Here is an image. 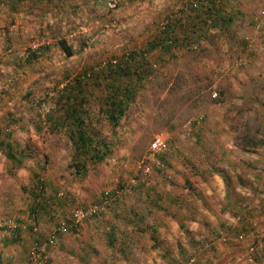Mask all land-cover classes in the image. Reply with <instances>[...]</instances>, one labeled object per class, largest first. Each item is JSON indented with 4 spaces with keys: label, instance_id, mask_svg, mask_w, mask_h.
<instances>
[{
    "label": "rangeland",
    "instance_id": "obj_1",
    "mask_svg": "<svg viewBox=\"0 0 264 264\" xmlns=\"http://www.w3.org/2000/svg\"><path fill=\"white\" fill-rule=\"evenodd\" d=\"M108 1L94 2L102 5ZM127 1L119 0V4ZM7 2L17 4L16 0H0V141L10 143L15 155H26L13 162L0 148V264L21 261L18 257L23 256L30 238H26V230H22V236L15 231L19 224H37L39 234L28 231L27 235L42 238L54 226V218L59 222L69 217L71 207H86L105 190L126 184L136 175V165L148 152L155 135L167 141V149L152 159L150 177L118 198L119 202L105 214L84 222L83 228L70 238H80L82 246H86L87 237L91 238L88 244L95 238L94 246L100 249L107 240L106 231L115 227L117 240L111 249L115 264L120 257L125 262L136 257L133 243H122L125 236L142 238L139 246L145 264H155L152 253L165 252L175 256L173 264H189L190 259L194 264H207L199 251L218 248L217 244L222 254L228 249L240 254L225 264H264V0H170L165 7L161 0H141L135 14L150 19L143 27L149 30L138 38L140 41L113 53L122 68V85L134 89L116 125L110 124L105 114L100 119L103 105L98 98L105 97L106 91L100 92L86 79L76 81L88 83L85 92L95 97L87 106L95 116L89 114L85 129H93L97 139L110 147L107 159L97 165L86 162L85 171L77 175L69 166L82 158L79 160L73 151L66 133L43 125L44 111L55 108L52 100L47 106L38 100L43 93L56 96L64 91L61 83L29 85L25 58L28 53L41 55L38 52L48 49L47 59L39 58L38 65L53 66L62 50L59 40L64 39L77 51L85 38L82 34L69 35L76 32L77 23L61 28L58 24L46 25L40 28L42 32L37 33L38 29L32 34V27H26L25 15L33 7L32 2L20 0L9 16L3 12L10 5ZM41 3H46L48 10L50 6L85 7L93 0ZM202 8L204 11H198ZM190 14L199 17L194 20L199 25L203 19L207 22L205 37L199 43L191 41L189 34L187 40L183 36L185 20H180ZM222 16L231 17V23L223 26ZM112 19L105 18L108 26L106 22L97 23L101 34L118 24ZM174 20L182 29H176L178 41L172 51L154 49L145 58L149 67L139 56L131 59L124 55L129 48L140 49L158 33L157 27L163 28ZM132 23L135 26L131 29L137 30L135 21ZM144 68H148L149 75L138 81L135 71ZM59 192L65 197L58 202ZM165 193L183 199L180 209L147 213L153 201L164 203L163 198L168 196ZM37 206L47 207V211L34 214L32 209ZM158 222L162 223L161 229L149 227ZM214 238L219 243H213ZM203 239L210 243L196 248L192 245ZM188 242L189 249L177 258L178 248L186 247ZM73 244L74 249L79 246L77 242ZM122 251L124 255L120 256ZM92 254L89 251L88 257ZM80 256L79 250L72 251L67 264ZM256 257L260 260L256 261ZM80 261L86 264V260ZM159 262L168 263L164 259Z\"/></svg>",
    "mask_w": 264,
    "mask_h": 264
},
{
    "label": "crops",
    "instance_id": "obj_2",
    "mask_svg": "<svg viewBox=\"0 0 264 264\" xmlns=\"http://www.w3.org/2000/svg\"><path fill=\"white\" fill-rule=\"evenodd\" d=\"M29 1L32 2L33 7L30 8L29 10H26V13H25L26 27H32V32H31L32 34L34 31L38 29L39 30L37 31V33L42 32V29L40 28L46 25L52 26L54 24H58L61 28L64 26L68 27V25L72 26L73 23H77L78 27H75L76 32L70 33L69 35L72 36L73 34V36H76V35L79 36L82 34V36L85 38V43L83 42L81 48L77 51H76V48L70 46L66 42L67 45L73 50L74 52L73 56L66 57L63 50H59L58 61L54 63L53 66H51L50 64H44V63H41L40 65H38V62L41 61L39 60V58H44L45 60L47 59L48 49L43 50L42 52L41 51L38 52L41 55L37 54L36 57L32 59L30 58V60L26 59V82H28L29 85H39L40 83H45V84H50V83L54 84L58 82L62 83L66 77L71 76L75 72H79L85 75L89 74L88 78H90L89 81L91 82L95 81L101 73H109L110 70L121 73L122 68H118V70L114 69L118 66L119 60L116 56L117 54H113V53L116 51L117 48H122L127 45L135 44L139 40L138 38H140V36L143 37V34L146 33L147 30H149L148 28L147 29L145 28L146 30L145 29L143 30V27L145 26L146 21L150 19H142V15H137L135 13L133 14L132 12L127 11L126 6L123 7L122 9H119L113 12L115 14V17L112 20H116L118 24L116 25L115 23V26H113V29H111L112 31L109 30L108 29L109 27H108L106 30L102 31V34H101V32L98 31L100 30V28H98L97 23L101 24L102 22H106L108 26L107 21H104L105 18H109V16L107 15L109 14V12H108V7H107L106 2H103L102 5H100L97 2H94L95 0H93V3H87V6L85 7L80 6V5L71 6L70 8L50 6L48 7V10H46L47 5L46 3L42 4L41 0L40 1L39 0H29ZM169 1L170 0H161L163 7H165L166 3H168ZM140 3H141V0H140ZM133 15H135V17H133ZM145 17H150V16H145ZM153 18L158 19L156 16ZM133 21H135V23L137 24L138 34L130 35V37L127 38L125 36L126 32H131L132 31L131 28L135 26V24L132 23ZM128 23H131V24L127 26L126 24ZM139 29H141V31ZM106 56L110 58L106 59L105 58ZM101 63H106V65L102 69H98ZM108 68H111V69H108ZM140 78L145 79V76H142ZM108 95L109 93H106V96ZM87 97L95 98L94 96L90 94H87ZM105 97H100L98 99L102 101ZM118 98H120L119 95H118ZM42 117L44 118V115H42ZM101 117H103V115L102 116L100 115V119ZM95 118L97 120L98 117H95ZM91 120L95 121V119H92V117H91ZM43 125L46 127V129L47 128L50 129L48 127V123L46 122V118H44L43 120ZM164 195H168V193H165ZM172 196L168 195L163 198V202L165 204L164 206L167 207L168 205H171L175 207L176 202L177 204L181 206L183 199H179L175 197L173 194ZM161 224H162L161 222L160 223L158 222L155 225H152L149 227H151L152 229L153 228L161 229L162 227ZM171 224L174 226V222H171ZM28 225L29 224H26V238H30V240L28 241V243H26V250L24 251L23 256L21 258L18 257V259H21V261L20 263L18 262L17 264H24L25 258H27L28 251L36 238L33 236L32 233H31L33 236L32 238L30 237V235H27L28 233L31 232L32 224H30L29 227ZM175 225H176L175 228L178 229L179 228L178 225L176 223ZM221 226L223 229L226 228L223 224ZM51 227L52 225H50L48 229ZM82 228L83 226H81L80 230ZM85 229H88V228H85ZM115 230H116L115 227L111 226L106 231L107 240H104V243L100 249L94 246L95 238L94 239L92 238V241L88 244L87 241H90L91 238L87 237V239L85 240L86 246L80 245L81 243L80 238H79L80 242L77 239H71L70 238L71 235H76L78 231L70 232L69 233L70 235L67 234L64 236H60V238L56 241V244L54 246H50L48 249L49 261L47 264H67L68 254L69 253L72 254V251H75V250H79L81 256L80 258L73 259L70 262L71 264H82L80 260H86V264H115L113 261L115 260V258L112 257V253H111V249L114 250L112 247L115 245L114 244L112 246L113 244L112 237H114L115 240H117L116 234L115 235L113 234ZM22 232L23 231L20 232L21 236H22ZM73 233H76V234H73ZM42 238L43 240H45V236H43ZM83 238H86V237H83ZM72 241L75 244L77 242V245H79V246H76V249L72 247V245L74 246ZM141 242H142V238L138 237V238L133 239L128 236L127 237L125 236V238L122 240V243L126 244L127 246H131L133 243L134 245L133 252L136 253V257L133 260H130L129 258H127L126 259L128 260L127 262H125L124 258L120 257V259L118 260L119 263L118 262L117 263L121 264L120 262H123L122 264H145V262H143L144 258L142 257V254H141L142 253L141 248L139 246ZM200 242L201 243L199 242L194 243L195 248L198 247L199 244L205 245V244L210 243V241H207V239H203ZM212 242L219 243L216 241L215 238L212 240ZM158 243H155V248L158 247ZM190 245L188 242L186 247L178 248L180 252L176 254V257L182 258L186 250L189 249ZM217 246L218 248L211 247L209 251H199L200 254L202 255L200 258L206 260V262L208 261L207 264H225V262L231 260L235 254L240 255L236 252L235 249H228L227 251H225V253L222 254V251H219L220 249H219L218 244ZM83 247H85L86 250H83ZM91 250L93 254L90 257H88V252ZM128 250L131 251L130 249ZM124 251L120 253V256L124 255ZM211 254L215 255L214 259L211 258L212 257ZM139 255H140V258H139ZM100 258L103 259L102 262L100 261ZM152 258L154 259L155 264H161V262H159L160 259L167 260L168 263H165V264H173V260H174L173 258H175V256L169 257V252H165L160 255L152 253Z\"/></svg>",
    "mask_w": 264,
    "mask_h": 264
},
{
    "label": "trees",
    "instance_id": "obj_3",
    "mask_svg": "<svg viewBox=\"0 0 264 264\" xmlns=\"http://www.w3.org/2000/svg\"><path fill=\"white\" fill-rule=\"evenodd\" d=\"M151 0H148V2ZM20 0H16L15 3H19ZM7 5H9L8 8H6L3 12L7 14L8 16L10 13H14V11L17 9V4H14V2L10 3L7 2ZM5 4V5H6ZM12 4V5H11ZM140 0H128L125 3L118 4L115 9H109L107 14L109 17L114 18L115 14L113 13L116 10L122 9L123 7L126 6L127 11L132 12L133 14L135 13L136 8H138L140 5ZM15 5V6H14ZM204 11L203 8L198 10V11ZM221 11V9H219ZM208 12V11H205ZM18 13V12H16ZM3 14V13H1ZM15 16L19 17V14H14ZM195 15L186 16L185 18L183 17L182 20H185V29L183 30V36L185 40H187V36L192 38L191 41L194 39L196 40L195 43H199L204 37H205V29L207 22L201 20V24L199 25V22L194 21V20H200L199 17H194ZM221 24L223 26H227L231 23L232 19L231 17L225 18L221 17ZM215 20V19H214ZM213 20V22H214ZM172 24H169L167 26H163V28H158L157 26V32L152 35V39L150 41H146L144 46H142L140 49L134 48H129L126 51H123L124 55H128L129 58H135L136 56L141 57L144 61L150 52H152L154 49H165V50H171L172 48L176 46V42L178 41L177 37V30L182 29V25H179L175 22ZM234 22V20H233ZM158 25V24H157ZM179 25V26H178ZM178 26V28H177ZM181 27V28H179ZM177 29V30H176ZM189 29V30H188ZM141 31V29H139ZM160 30V31H158ZM137 35L138 30H132L131 32H126V37H130V35ZM126 38V39H127ZM101 39V38H100ZM130 41V40H129ZM127 41V42H129ZM189 41V43L191 42ZM187 43V42H186ZM187 43V44H189ZM59 46L65 53L66 57H71L73 56L74 52L73 50L67 45L66 41L64 39L59 40ZM191 46V45H188ZM137 50V51H136ZM36 57V54L33 53H28L26 55L25 59L30 60V58ZM26 61V60H25ZM145 64H148V67L150 66L148 61H145ZM139 66L143 67L141 64H138ZM147 67V65H146ZM119 64L116 68L118 70ZM139 68V67H137ZM111 69V68H108ZM107 70V69H106ZM120 72H116L113 70H110L109 73H101L98 78L90 83H94V86L99 90L100 92L103 93V90L106 91V93H109L108 96H106L102 100V105H103V111L100 112L99 115H106V118L113 125H116L119 121V119L124 115L126 112V108L130 104V100L132 99L134 89L131 88L130 86L125 84L122 85L121 79H123L122 75ZM142 73V74H141ZM148 68H144V70H137L135 71V77L138 79V81L142 80L143 78H140L142 76H147L148 77ZM127 76V75H125ZM139 77V78H138ZM90 78H86V81L89 82ZM59 83V82H58ZM66 83V85L62 88L61 92H58L57 95L55 94H48V93H43L41 95V98L38 100H41L43 104H48L49 101L54 105V110H45L43 115L44 118H46V122L48 123V127L52 131L56 130V132H61L64 131L66 133V136L68 138V142L70 143L71 147L73 148V151L78 153L79 162L77 161H72V164L69 167H72L74 169L73 174H81L83 171H85V163H93L95 165L100 164L103 162L105 159L109 157L110 154V147L107 143H105L103 140L97 139L95 136V132L92 130L88 131L85 129L86 123L90 122L89 114L91 116V113L87 109V106L90 104V99L87 97V92H85V85L88 86V83H83V82H72L70 80V76L66 77L64 81L61 83ZM74 83V84H73ZM118 95L120 98H118ZM124 97V98H123ZM38 119L39 121L41 120L40 116L41 114H38ZM104 116V115H103ZM43 118V119H44ZM93 122V121H92ZM54 129V130H53ZM55 132V131H54ZM0 148L2 150L7 151V157L15 162L18 159L16 158H21L24 157V152H19L18 155L14 154L13 146L6 142V141H0ZM166 149H167V141H166ZM165 149V150H166ZM164 150V151H165ZM162 153V152H161ZM160 153V154H161ZM26 155V154H25ZM161 158V157H160ZM161 162V161H160ZM151 175V169L148 173L143 174L142 171L136 170V184L137 186L139 182L147 180ZM132 186L130 188V191L135 187ZM43 188V184L41 185V189ZM40 189V190H41ZM129 191V192H130ZM128 194V193H127ZM126 195V194H125ZM40 197V196H38ZM37 197V198H38ZM124 197V195H123ZM50 198H45L46 202L48 203ZM158 201V200H157ZM119 202V199L116 198V200L113 202V205H116V203ZM161 205H160V204ZM37 204V203H36ZM44 205V204H43ZM112 205V206H113ZM164 203H161L158 201H153V205L149 206L151 207L150 209L147 208L146 212L151 213V210H156L159 209L162 211L161 214H164L165 212L167 213L170 208H175V210L180 209V205L175 203V207L168 205L167 207L164 206ZM45 206V205H44ZM44 206H37L36 210L32 209V212H45L47 211V207L43 208ZM111 206V207H112ZM110 207V209H111ZM109 209V210H110ZM35 214V213H34ZM33 217H37L38 215H32ZM99 218V217H96ZM55 224L57 221L56 219H53ZM53 222V223H54ZM155 228H153L154 230ZM15 231L21 232V229L19 227L15 228ZM112 237V236H111ZM114 239V240H113ZM112 246L116 243V240L114 237H112ZM115 242V243H114ZM192 245H194L192 243ZM262 258L264 259V255H262ZM191 260V259H190ZM194 260V259H193ZM260 257H256V261H259ZM194 264V263H193Z\"/></svg>",
    "mask_w": 264,
    "mask_h": 264
},
{
    "label": "built area",
    "instance_id": "obj_4",
    "mask_svg": "<svg viewBox=\"0 0 264 264\" xmlns=\"http://www.w3.org/2000/svg\"><path fill=\"white\" fill-rule=\"evenodd\" d=\"M118 4H119V0H109L107 2V6L110 9H115ZM263 15L264 13L261 14V16ZM105 65L106 63H101L98 69H102ZM88 76L89 74L79 75L77 73H73L70 76V80L72 82L83 81L86 78H88ZM65 85L66 83L61 84L60 88H63ZM165 149H166V140L161 135H155L150 144L148 152L137 163L136 170L142 171L143 174L148 173L151 169L152 159H154L155 156L159 155ZM136 182L137 180L135 175L126 184H122L117 188L114 187L105 190L96 202L91 203L86 207H78V206L71 207L69 210V217L65 221L56 222V224L50 229V231L46 235L45 240L43 239L41 240L38 238L34 240L27 254V258H25L24 264H47L49 261L48 249L50 246H54L56 244V241L60 238V236L67 235L70 232H76L78 231L79 228H81L84 222L105 214L113 205V202L116 200V198L121 199L123 195L125 196V194L129 193L130 188L132 186H135ZM64 197H65L64 194L61 192H59L56 195V199L58 202L60 200H64ZM17 227H19L21 231L26 230V224H19ZM31 232L35 234H39V229L37 224L35 223L32 224ZM193 263L194 260L191 259L189 264H193Z\"/></svg>",
    "mask_w": 264,
    "mask_h": 264
},
{
    "label": "clouds",
    "instance_id": "obj_5",
    "mask_svg": "<svg viewBox=\"0 0 264 264\" xmlns=\"http://www.w3.org/2000/svg\"><path fill=\"white\" fill-rule=\"evenodd\" d=\"M55 225V224H54ZM38 239H41L42 240V238L41 237H37ZM36 239V238H35ZM45 239H46V236H45ZM32 246V245H31ZM31 248V247H30ZM30 250V249H29ZM29 252V251H28Z\"/></svg>",
    "mask_w": 264,
    "mask_h": 264
}]
</instances>
